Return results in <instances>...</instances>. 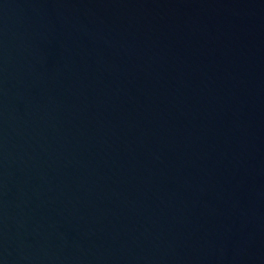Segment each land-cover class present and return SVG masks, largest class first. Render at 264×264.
I'll return each instance as SVG.
<instances>
[{
  "label": "water",
  "instance_id": "water-1",
  "mask_svg": "<svg viewBox=\"0 0 264 264\" xmlns=\"http://www.w3.org/2000/svg\"><path fill=\"white\" fill-rule=\"evenodd\" d=\"M234 0H0V264H244Z\"/></svg>",
  "mask_w": 264,
  "mask_h": 264
}]
</instances>
